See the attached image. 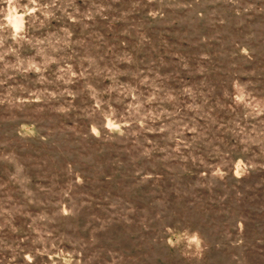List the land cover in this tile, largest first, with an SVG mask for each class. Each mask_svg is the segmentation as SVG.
I'll return each instance as SVG.
<instances>
[{"label":"rangeland","instance_id":"1","mask_svg":"<svg viewBox=\"0 0 264 264\" xmlns=\"http://www.w3.org/2000/svg\"><path fill=\"white\" fill-rule=\"evenodd\" d=\"M0 264H264V0H0Z\"/></svg>","mask_w":264,"mask_h":264}]
</instances>
